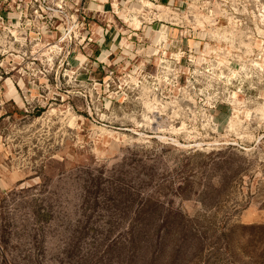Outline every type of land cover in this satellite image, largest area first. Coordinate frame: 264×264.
<instances>
[{
  "label": "rangeland",
  "instance_id": "rangeland-1",
  "mask_svg": "<svg viewBox=\"0 0 264 264\" xmlns=\"http://www.w3.org/2000/svg\"><path fill=\"white\" fill-rule=\"evenodd\" d=\"M0 264H264V0H0Z\"/></svg>",
  "mask_w": 264,
  "mask_h": 264
}]
</instances>
